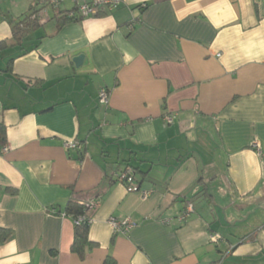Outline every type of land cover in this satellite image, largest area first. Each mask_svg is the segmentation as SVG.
Listing matches in <instances>:
<instances>
[{
  "label": "crops",
  "instance_id": "1",
  "mask_svg": "<svg viewBox=\"0 0 264 264\" xmlns=\"http://www.w3.org/2000/svg\"><path fill=\"white\" fill-rule=\"evenodd\" d=\"M36 4L0 0V264H264V0H118L62 24L51 7L11 45L5 16ZM126 165L139 189L110 181ZM91 199L81 258L65 209Z\"/></svg>",
  "mask_w": 264,
  "mask_h": 264
},
{
  "label": "trees",
  "instance_id": "2",
  "mask_svg": "<svg viewBox=\"0 0 264 264\" xmlns=\"http://www.w3.org/2000/svg\"><path fill=\"white\" fill-rule=\"evenodd\" d=\"M37 6L32 7L29 11H27L25 14H23L20 17L14 18L12 16H5L8 19V22L11 25L12 29V37L13 42L11 45H21L25 38L33 31L38 29L41 25L44 24V22H41V10L42 5L40 4V0H37ZM39 7V8H38ZM56 20L58 24H62L63 22L71 21L74 19H81V16L77 13L75 8L73 11H75L73 16L69 15V11L71 10H65L61 11L59 10V7L56 8ZM9 45V43L6 40L0 41V53L1 50L6 48ZM14 58H11L8 61V66L11 67L13 63ZM7 135H6V126L4 123L0 122V143L3 144V146L6 145ZM82 152L81 150H79ZM131 167L134 171V179L137 182V189H139V183L138 179L136 178V169L132 165H126L125 167ZM123 167L119 171H116L115 175H112L110 178V181L113 182L119 181L120 174L119 172L123 171L125 169ZM126 184V182H125ZM204 195L207 197H210V193L207 188H204ZM202 191V192H203ZM94 202H99L97 199H91L87 202L78 203L73 200H70L65 209V214L72 217V219L75 222V228H74V240L72 243V251L79 254L81 258H84L89 250H91L94 246H96L95 242H92L89 238V232L91 227L90 220L93 217V213H89V206L88 204H92ZM83 217V220L79 221V218ZM9 230H5L3 228H0V239L2 241L6 240L9 236ZM105 264H115V261L108 257L105 260ZM211 264H222V262L216 261L212 262Z\"/></svg>",
  "mask_w": 264,
  "mask_h": 264
},
{
  "label": "built area",
  "instance_id": "3",
  "mask_svg": "<svg viewBox=\"0 0 264 264\" xmlns=\"http://www.w3.org/2000/svg\"><path fill=\"white\" fill-rule=\"evenodd\" d=\"M65 0H40V4L42 5V10L40 13L41 16V22H47L48 17H47V8H58ZM74 4V8L77 11V13L81 16V18L85 17H91V16H98L100 15L106 8L107 9H112L118 4V0H70ZM72 8L69 11V15L73 16L75 11H73ZM110 100V93L106 88H102L99 91V103L108 106ZM166 124H170L174 120V116L171 114H168L164 118ZM66 148L67 149H77L81 150L82 149V144L81 142L77 140H68L66 142ZM9 150V147L5 145L2 149V152H7ZM258 151L260 152L261 149L258 146ZM134 171L133 169L129 167H125L123 171L119 172L120 178L119 182L125 184L130 190H136L137 187V182L134 179L133 175ZM150 191H144L143 196L144 198L148 197L150 195ZM89 206V213H94L98 206L99 202H94L92 204H88ZM193 205L192 203H188L184 210L181 212V214L178 216V221L179 222H184L186 219L190 217V214L193 212ZM83 220V217L79 218V221ZM90 222H93V217L90 220ZM110 225L114 229V232H123L126 233L128 232L131 228H133L136 223L131 219V218H124V219H117L115 217H111L109 220ZM220 239V235L218 233H212L210 235V240L212 242H218Z\"/></svg>",
  "mask_w": 264,
  "mask_h": 264
},
{
  "label": "water",
  "instance_id": "4",
  "mask_svg": "<svg viewBox=\"0 0 264 264\" xmlns=\"http://www.w3.org/2000/svg\"><path fill=\"white\" fill-rule=\"evenodd\" d=\"M74 61H75V63H76L77 66L82 65L83 64V61H84V55L81 54L79 56H76L74 58Z\"/></svg>",
  "mask_w": 264,
  "mask_h": 264
}]
</instances>
